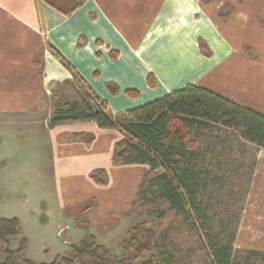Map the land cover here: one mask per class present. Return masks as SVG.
Wrapping results in <instances>:
<instances>
[{
    "label": "crops",
    "instance_id": "1",
    "mask_svg": "<svg viewBox=\"0 0 264 264\" xmlns=\"http://www.w3.org/2000/svg\"><path fill=\"white\" fill-rule=\"evenodd\" d=\"M189 84L264 115V0H0V162L22 159L36 186L20 200H45L60 230L87 227L104 247L99 240L118 241L149 171L112 163L115 129L51 125L60 101L83 106L95 95L120 119ZM249 145L234 245L264 251V148ZM97 169L106 183L90 177Z\"/></svg>",
    "mask_w": 264,
    "mask_h": 264
},
{
    "label": "trees",
    "instance_id": "2",
    "mask_svg": "<svg viewBox=\"0 0 264 264\" xmlns=\"http://www.w3.org/2000/svg\"><path fill=\"white\" fill-rule=\"evenodd\" d=\"M219 14L226 17L222 11ZM88 98L83 106L60 101L50 124L93 121L99 128L119 131L122 138L114 145L112 163L149 165L137 195L155 207L166 205L180 222H188L189 230L205 248L211 264H240L234 254L236 227L222 224L224 235L213 228L214 216L208 212L209 205L198 196L206 159L194 150L192 143L202 129L212 124L234 131L241 141L264 148V115L192 84L128 110L120 119L112 118L105 102L95 95L88 94ZM84 138L87 143L92 139ZM90 177L99 184L107 181L101 169L91 171ZM163 214L160 212L159 216ZM147 223L142 220L130 225L120 238L119 256L111 254L89 234L70 243L67 255L58 254L49 263H37L21 257L24 238L19 239L16 249L10 247V238L22 233L19 219L1 217L0 252L5 260L0 264H187L185 260L190 253H183L172 244L160 247L158 241L164 240V235ZM245 250L264 258V251Z\"/></svg>",
    "mask_w": 264,
    "mask_h": 264
},
{
    "label": "rangeland",
    "instance_id": "3",
    "mask_svg": "<svg viewBox=\"0 0 264 264\" xmlns=\"http://www.w3.org/2000/svg\"><path fill=\"white\" fill-rule=\"evenodd\" d=\"M192 146L206 159L203 169L205 175L202 179L204 182L198 196L202 202L209 205L208 212L214 216L213 228L220 230L224 235L222 224L232 229L237 228L239 222L237 218L243 209L250 182L255 149L241 141L234 131L212 124L202 129ZM1 149L4 154L8 144H2ZM5 160L4 157L0 162V178L5 180V184H0V218L16 217L22 226L21 235L10 238V247L16 249L19 239L24 238L25 245L21 257L37 263H49L58 254L67 255L70 242L74 239H83L87 231L92 230L87 227H72L69 224H66L69 226L68 229L60 230L53 215L56 214V210L52 208L54 211L50 210V214L45 209V200H31L26 203L21 201L24 190L36 186L34 177L24 176V169L20 168L22 159L18 156H14V160L10 159L9 167L6 168L3 166L6 164ZM13 174H17L16 178H12ZM160 212L164 214L159 216ZM127 217L126 220H129L130 225L145 220L148 222V227L156 230L158 234H163L164 240L158 241L160 247L167 243L183 253L189 252L190 257L185 260L187 264H211L205 248L189 230L188 222H180V218L173 211L167 210L166 205L155 207L137 195ZM114 237L115 234L112 239ZM99 242L104 243L111 254L115 256L122 254L120 239L105 240V242L99 240ZM157 254H161L160 250ZM234 254L240 264H264V258L260 255L249 254L247 250L235 245ZM4 260V253L0 252V262Z\"/></svg>",
    "mask_w": 264,
    "mask_h": 264
}]
</instances>
